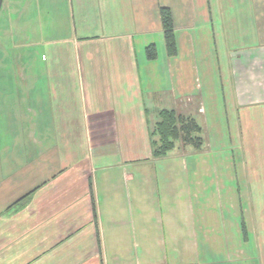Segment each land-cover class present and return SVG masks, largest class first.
<instances>
[{"label": "crops", "instance_id": "crops-1", "mask_svg": "<svg viewBox=\"0 0 264 264\" xmlns=\"http://www.w3.org/2000/svg\"><path fill=\"white\" fill-rule=\"evenodd\" d=\"M26 10L37 38L12 40L0 69V264H264V0H32ZM162 110L195 119L204 145L155 158ZM175 181L169 227L186 261L155 262L156 246L167 251L156 198ZM126 185L154 203L131 222ZM130 225L145 246L126 262Z\"/></svg>", "mask_w": 264, "mask_h": 264}, {"label": "rangeland", "instance_id": "rangeland-1", "mask_svg": "<svg viewBox=\"0 0 264 264\" xmlns=\"http://www.w3.org/2000/svg\"><path fill=\"white\" fill-rule=\"evenodd\" d=\"M31 1L32 0H14V3H11V0H0V69H6L3 74H8V63L5 64L3 58L7 57L8 59V46H12L11 41L16 40V42L19 43L22 40L20 36H24L23 33H28L27 35L33 39L37 38L36 35L38 34V28L36 27L35 29H32L30 25L27 24L29 21V12H27L26 8ZM192 1L193 0H189V4H191ZM1 53L6 55H3L2 57ZM4 82L8 83L7 77L0 75V84H4ZM176 113L180 115L178 111H176ZM177 146H180L179 141L177 142ZM175 164L177 163H172V165ZM177 185L178 183H176V181L167 185L166 191L169 192L168 194L163 188H161V193L156 198V202H158L159 207L158 214L163 222V232H160V234L157 236V239H160L163 242V245L167 247V251L163 253L162 251H159V246H156V252L154 253L155 262L160 260L162 261L163 254H165L164 258L166 257L170 263L186 261V258H184L182 253L178 251L181 248V244L177 243V241L180 240V237H178L179 229L177 231H172L169 227L174 223H179V221H176L180 214L179 187H177ZM134 190V186L129 190V187L126 185L123 197L126 207V214H128V216L123 220L125 222H131L135 220L137 218V214L143 212L145 209H151L154 206L153 201L149 199V190L146 187L142 185L138 188V192L135 196L142 198L139 202L134 199ZM170 218H174L175 220H169ZM170 222L174 223L171 224ZM126 231L128 234L126 235L125 245L128 249H130V253L125 251V261L127 262L128 260L133 261V257L136 256L138 249L136 248V251L135 243L137 242L138 245L141 246V252L138 251V254L139 252L142 254L144 251L143 247L145 246V241H142V239L137 236L132 225H130ZM172 239L176 240L175 244L172 243ZM188 259L189 262H191V259L194 258L189 257ZM130 264L135 263L131 262Z\"/></svg>", "mask_w": 264, "mask_h": 264}, {"label": "trees", "instance_id": "trees-1", "mask_svg": "<svg viewBox=\"0 0 264 264\" xmlns=\"http://www.w3.org/2000/svg\"><path fill=\"white\" fill-rule=\"evenodd\" d=\"M161 20L165 30L168 51L170 54H174L176 52V42L173 18L169 9L161 10ZM159 119L151 133L153 156L155 158L165 157L177 147L178 141L183 146L191 145L195 149H200L204 145L202 127L192 117L179 115L173 110H162L159 113Z\"/></svg>", "mask_w": 264, "mask_h": 264}, {"label": "water", "instance_id": "water-1", "mask_svg": "<svg viewBox=\"0 0 264 264\" xmlns=\"http://www.w3.org/2000/svg\"><path fill=\"white\" fill-rule=\"evenodd\" d=\"M2 1V0H1Z\"/></svg>", "mask_w": 264, "mask_h": 264}]
</instances>
